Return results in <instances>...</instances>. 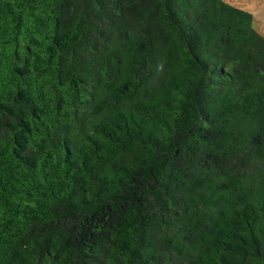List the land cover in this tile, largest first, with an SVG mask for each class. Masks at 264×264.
Segmentation results:
<instances>
[{
	"label": "trees",
	"instance_id": "1",
	"mask_svg": "<svg viewBox=\"0 0 264 264\" xmlns=\"http://www.w3.org/2000/svg\"><path fill=\"white\" fill-rule=\"evenodd\" d=\"M223 0H0V264H264V38Z\"/></svg>",
	"mask_w": 264,
	"mask_h": 264
},
{
	"label": "rangeland",
	"instance_id": "2",
	"mask_svg": "<svg viewBox=\"0 0 264 264\" xmlns=\"http://www.w3.org/2000/svg\"><path fill=\"white\" fill-rule=\"evenodd\" d=\"M253 16L252 28L264 38V0H223Z\"/></svg>",
	"mask_w": 264,
	"mask_h": 264
}]
</instances>
